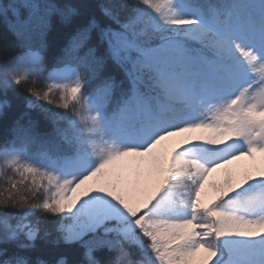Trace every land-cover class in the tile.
Masks as SVG:
<instances>
[{
  "label": "snow or ice",
  "instance_id": "6c2138e0",
  "mask_svg": "<svg viewBox=\"0 0 264 264\" xmlns=\"http://www.w3.org/2000/svg\"><path fill=\"white\" fill-rule=\"evenodd\" d=\"M0 129V264H264V0H0Z\"/></svg>",
  "mask_w": 264,
  "mask_h": 264
},
{
  "label": "trees",
  "instance_id": "16d2710c",
  "mask_svg": "<svg viewBox=\"0 0 264 264\" xmlns=\"http://www.w3.org/2000/svg\"><path fill=\"white\" fill-rule=\"evenodd\" d=\"M62 2L79 3L81 2V0H62ZM84 2L92 4L93 10H95V4L97 3V0H84ZM75 22H79V20ZM69 33L70 30L64 25H62L58 19L56 18L53 19L52 27L47 37L48 47L44 53L46 57L47 65L49 67L54 65L56 58V56H54V53L68 39ZM3 131H4L3 129H0V134H2ZM260 163H261L260 158L258 159V157H256L255 160H251L250 163L247 164V166L243 167L239 174H243L245 171L251 170L253 165L259 166ZM77 248L78 246H65L60 250L66 252L69 255V259L71 260L74 258V254L76 253Z\"/></svg>",
  "mask_w": 264,
  "mask_h": 264
},
{
  "label": "rangeland",
  "instance_id": "374dc122",
  "mask_svg": "<svg viewBox=\"0 0 264 264\" xmlns=\"http://www.w3.org/2000/svg\"><path fill=\"white\" fill-rule=\"evenodd\" d=\"M176 141L173 140L172 138H170L167 142H166V146L167 147H171L173 144H175ZM246 159H243V160H240V161H236L234 162V167L237 169L239 165L243 164L245 162ZM223 172V170L221 169H218L215 173H213L211 176H210V181H219L220 180V173Z\"/></svg>",
  "mask_w": 264,
  "mask_h": 264
},
{
  "label": "bare ground",
  "instance_id": "6f19581e",
  "mask_svg": "<svg viewBox=\"0 0 264 264\" xmlns=\"http://www.w3.org/2000/svg\"><path fill=\"white\" fill-rule=\"evenodd\" d=\"M68 37H69V36H68ZM65 42H66V41H65ZM65 42H64V43H65ZM64 43H63V44H64ZM62 47H63V45L59 47V49L54 53V56L57 57V56L59 55L60 50H61ZM181 138H182L181 136L172 137V139L175 140L176 142L179 141Z\"/></svg>",
  "mask_w": 264,
  "mask_h": 264
}]
</instances>
